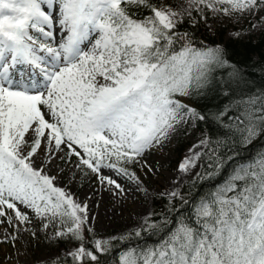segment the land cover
<instances>
[{"label": "snow or ice", "instance_id": "1", "mask_svg": "<svg viewBox=\"0 0 264 264\" xmlns=\"http://www.w3.org/2000/svg\"><path fill=\"white\" fill-rule=\"evenodd\" d=\"M189 5L228 16L259 10L264 0ZM139 9L148 14L140 18ZM182 22V13L151 0H0V218L29 222L23 205L46 221L44 228L55 223L56 237L82 245L87 206L34 166L42 145L47 163L66 149L78 167L134 179L121 165L161 144L177 124L205 119L179 97L200 94L214 68L229 61L220 46L194 47L188 33L175 31ZM236 108L233 144L246 147L264 133V95L242 96ZM198 156L180 170L194 167ZM146 224L149 234H164L151 245H130L118 264H264V152L238 164L189 217L172 227L167 219L165 228ZM109 244L98 239L95 252L80 246L71 255L96 262Z\"/></svg>", "mask_w": 264, "mask_h": 264}, {"label": "rangeland", "instance_id": "2", "mask_svg": "<svg viewBox=\"0 0 264 264\" xmlns=\"http://www.w3.org/2000/svg\"><path fill=\"white\" fill-rule=\"evenodd\" d=\"M157 7H170L182 13V18L196 13L212 37L219 39L222 33L221 44L229 40H255L264 32V7L228 16L206 9L199 11L194 6L190 7L189 0H160ZM179 99L194 109L186 98ZM196 121L177 124L161 144L137 157L134 163L121 165L134 179L109 168L93 173L84 166L78 167V157L67 156L66 149L65 152L54 154L62 159L55 158L47 163L46 145H42L44 151H38L34 157V166L44 167L46 174L55 177L56 187L71 195L77 203L87 206L88 219L83 227L92 234L90 245L93 247L95 240L111 242L116 237L140 230L153 213L154 196L169 200L177 198L182 186L197 177L201 166L200 154L205 148L201 141L207 140V136L197 128ZM196 154L199 156L195 166L182 172L179 165ZM101 177L105 179L102 181ZM108 179L119 184V189L109 185ZM173 192L175 196L171 195ZM19 207L29 215V222L20 224L13 219L9 225L6 218H0V264H41L61 256H72L71 253L80 246L86 248L70 236L56 237L55 223L44 228L46 221L37 218L23 205ZM9 214L14 216L11 212ZM87 261L91 260L84 257L78 262Z\"/></svg>", "mask_w": 264, "mask_h": 264}, {"label": "trees", "instance_id": "3", "mask_svg": "<svg viewBox=\"0 0 264 264\" xmlns=\"http://www.w3.org/2000/svg\"><path fill=\"white\" fill-rule=\"evenodd\" d=\"M159 2L160 0H151L156 7ZM136 11L140 18L148 14L147 9ZM182 20L183 22L178 24L175 31L188 33L194 47L220 46L227 54L229 66L214 68L211 73V82L201 90L200 94L183 97L198 113L205 116L203 120L197 119L196 126L206 133L209 143L200 154L199 174L182 186L179 197L169 200L162 196H154L153 213L147 222H155L158 228H165V219L172 222L167 227H172L175 221L189 217L194 205L201 198L208 197L219 186L229 181L232 170L238 164L248 161L257 153L264 152V133L244 147L233 144V134L237 136L239 134L233 133L230 127L232 125L230 118L237 115L236 102L242 96L264 95V32L255 40H229L221 44L222 33L219 34V39L212 37L201 17L196 13L190 17L185 16ZM230 150L234 158L229 157ZM146 227L145 223L140 229L139 238L135 236V232L123 235L131 237L126 243L120 242L119 238L122 236L113 239L108 251L103 254L95 253L98 256L96 262L79 263L72 256L66 255L41 264H118L119 256L130 245L141 247L144 244L151 245L164 234L156 230H153V234H149L144 231ZM83 236L86 249L95 252L90 245L93 240L92 234L84 227Z\"/></svg>", "mask_w": 264, "mask_h": 264}]
</instances>
